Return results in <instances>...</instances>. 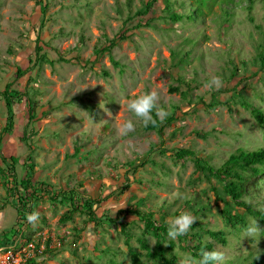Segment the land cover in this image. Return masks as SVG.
Listing matches in <instances>:
<instances>
[{
	"label": "rangeland",
	"instance_id": "1",
	"mask_svg": "<svg viewBox=\"0 0 264 264\" xmlns=\"http://www.w3.org/2000/svg\"><path fill=\"white\" fill-rule=\"evenodd\" d=\"M151 1L0 0V92L12 83L26 94L14 106L13 132L5 135L0 96V171L8 172L1 157L14 156L25 158L33 175L30 190L18 181L21 189L10 193L8 175L0 172V210L18 197L31 198V210L12 229L0 230V238L23 259L29 256L28 264H134L131 251L141 255L140 264H154L148 253L156 238L144 235L145 223L129 211L154 213L157 225L181 211L195 218L187 240L166 236L163 242L174 244L176 264L185 254L197 258L190 248L200 242L222 252L224 264H249L264 252V224L216 180L196 173L194 157L176 156L186 149L218 168L239 149L264 148V128L241 106L245 99L264 113L258 57L264 54V0H235L228 14L216 2L200 8L195 0H157L138 15ZM113 40L116 45L103 51ZM19 68L31 71L17 80ZM255 73L251 82L226 91ZM212 76L221 79L218 89L205 87ZM147 92H156V108L167 112L157 117L162 134L147 130L127 109L128 100ZM213 94L219 104H202ZM126 120L134 128L122 134L118 128ZM15 169L20 179L24 167ZM33 187L47 193L32 199ZM213 187L225 209L246 226L257 221L259 232L245 237V226L227 223ZM90 199L94 215L86 206ZM245 201L264 209V175L250 179ZM33 212L38 219L29 223ZM64 215L70 219L62 222ZM208 231L221 232L225 244Z\"/></svg>",
	"mask_w": 264,
	"mask_h": 264
},
{
	"label": "trees",
	"instance_id": "2",
	"mask_svg": "<svg viewBox=\"0 0 264 264\" xmlns=\"http://www.w3.org/2000/svg\"><path fill=\"white\" fill-rule=\"evenodd\" d=\"M251 1V0H249ZM157 2V0H152L147 5H145L144 9L138 12V15H145L149 13L154 4ZM210 2H216L218 3L223 9L226 14L230 13L228 6H233L236 4L235 0H195V3L198 7H207ZM241 1H239L240 3ZM39 5H42V10L45 11L47 4L45 5L44 1H40ZM248 10H250L248 8ZM193 13L189 15L188 18L193 19L192 17ZM173 20H182V16H178L174 14ZM252 20V18H250ZM125 38V36H123ZM116 45V41L113 40L110 43V46L107 47L103 51H110L114 46ZM41 52L40 47L37 48V54ZM259 61L261 63V68H264V54L261 52L259 53ZM114 65H118L114 59H111ZM66 61V60H64ZM31 69L28 68L26 70H23L19 68L16 72V79L19 80L20 78L24 77L28 72H30ZM255 73L253 76L246 77V78H240L238 79L236 85L234 87L228 86L226 91L235 90L240 85H244L247 82H251L254 78ZM13 84L9 83L5 87L4 91L0 92V96L5 102V106L7 109V120H6V127L4 128L2 134H9L13 132L14 125H15V112H14V106L21 102L24 97H26L25 93H22L20 91L12 89ZM27 102L29 104V109L32 108V104L27 99ZM202 104H206L207 107L214 108L216 104H219L216 102V94H213L212 101L207 104L201 101ZM241 106L250 111L251 116L257 121L259 125H261L264 128V113L261 109L252 106L249 104L245 99L241 101ZM33 118V117H31ZM153 119L155 120V123H149L146 126L147 130L150 131H156L159 134H162L163 127L162 122L158 120L157 116L155 115V112H153ZM25 131V129H24ZM27 132V129L25 131V134ZM24 143L27 144L26 137L24 138ZM3 146V140L0 139V152ZM28 154H31V150L29 148ZM30 156V155H29ZM177 158L181 159L182 157L189 156L194 157V164H195V172L196 173H202L204 174L208 179H214L216 180V183L223 186V192L224 194L229 197L237 206L242 207L245 209V211L254 216L257 217L261 224H264V209L255 210L253 205L251 203H248L245 201L246 195H247V185L252 177H259L264 175V148L254 150V151H246L244 149H239L237 152L231 154L229 158L218 168H215L214 166L210 165L208 162L204 161L201 158H198L196 154L193 151H189L186 149L180 150L176 154ZM2 162L4 165H6V168L8 172L2 170L1 175L5 176L3 172L6 173V177L9 182L6 180V187L7 190L12 192H17L15 188L18 189L24 188L26 190H30L31 187V181H32V170L30 169L29 165L26 163L25 158L18 159L14 156H11L10 159L5 158V156L1 157ZM22 164L24 167L23 173H21V178L18 179L17 172H16V165ZM27 176V177H26ZM26 177V178H25ZM18 181L19 186L18 187ZM11 185V187H10ZM34 188V187H33ZM214 195L216 196V207L219 210V213L221 217L226 220L227 223L235 226L237 223H240L242 226L246 227L245 219L239 215V214H233L231 211H228L223 207L225 205V201L220 197V194L218 192V189L216 187H213ZM47 193L46 189L41 188H34V191L31 195L32 199L38 198L40 194ZM60 198V195L56 197V199ZM64 199H66V196H63ZM63 198L60 199V201H63ZM18 199V203L14 205H8L13 208L18 213V220L22 221V218L25 216V210L29 211L31 210V207H29L30 199H27L26 197H21ZM24 201H27V206L25 208ZM88 201V202H87ZM86 201V206L88 209L91 210L90 213L94 215L93 206H94V200L90 199ZM187 205H190V202L187 203ZM130 213L136 214L138 217H140L141 220L145 223L143 234L147 235L152 233L156 238V246L152 252H149L148 255L151 257V259L154 261V264H176L177 262V256L173 253L174 251V244L172 242L168 243L166 246H163V242L166 241V232H167V226L168 223H162L161 225H157L156 221L154 220V213H142V212H134L129 211ZM180 212H177L176 215H178ZM93 217V216H92ZM70 217L68 215H64L62 218V222L68 221ZM122 220V219H120ZM122 224L123 221H122ZM124 229V227H123ZM3 232V231H2ZM7 232H4L6 236V240H10L11 237L6 235ZM208 234L213 237L219 239L222 243L225 244V239L223 238V235L221 232H213L208 231ZM181 241H185L188 238L187 233L183 236L178 237ZM142 242V241H141ZM142 247L149 251V247L142 242ZM194 254L195 257L199 258V256L204 251H212V245H204L201 242L196 245L193 248H190ZM131 258L134 262V264H140V257L141 255L135 251L130 252ZM30 261V260H29ZM33 263V261H30ZM249 264H264V252L254 257L253 261H251Z\"/></svg>",
	"mask_w": 264,
	"mask_h": 264
},
{
	"label": "clouds",
	"instance_id": "3",
	"mask_svg": "<svg viewBox=\"0 0 264 264\" xmlns=\"http://www.w3.org/2000/svg\"><path fill=\"white\" fill-rule=\"evenodd\" d=\"M205 87L208 88H219L221 87V79L218 76H212L210 81L205 84ZM157 93L156 92H147L136 96L127 102L128 111L137 119H139L145 126L149 123H155L153 119V112L155 115L163 119L167 116V112L163 109L156 108ZM134 128L132 120L124 121L118 131L122 134L131 132ZM178 198L184 199L185 194L178 193ZM38 219V213L33 212L27 216V221L33 223ZM195 218L187 211H181L175 217L170 218V222L167 226V238L175 240L177 237L185 235L193 223ZM259 232L257 227V221L250 219L246 228L243 229V234L245 237H252L255 233ZM224 254L222 252L212 250L204 251L199 258H194L191 255L185 254L180 264H224Z\"/></svg>",
	"mask_w": 264,
	"mask_h": 264
},
{
	"label": "built area",
	"instance_id": "4",
	"mask_svg": "<svg viewBox=\"0 0 264 264\" xmlns=\"http://www.w3.org/2000/svg\"><path fill=\"white\" fill-rule=\"evenodd\" d=\"M4 243V240L2 241L0 238V264H28L29 256L23 259V256L14 252L15 245L6 248Z\"/></svg>",
	"mask_w": 264,
	"mask_h": 264
},
{
	"label": "crops",
	"instance_id": "5",
	"mask_svg": "<svg viewBox=\"0 0 264 264\" xmlns=\"http://www.w3.org/2000/svg\"><path fill=\"white\" fill-rule=\"evenodd\" d=\"M11 211V216L8 214V212ZM0 230L6 231L9 230V228H13L17 222H18V213L13 207L11 206H6L2 210H0ZM15 217V218H14ZM14 218V220H12Z\"/></svg>",
	"mask_w": 264,
	"mask_h": 264
}]
</instances>
